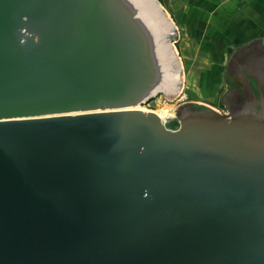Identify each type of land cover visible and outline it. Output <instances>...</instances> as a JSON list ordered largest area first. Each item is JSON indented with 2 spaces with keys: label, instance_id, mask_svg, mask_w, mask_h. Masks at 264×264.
<instances>
[{
  "label": "water",
  "instance_id": "obj_1",
  "mask_svg": "<svg viewBox=\"0 0 264 264\" xmlns=\"http://www.w3.org/2000/svg\"><path fill=\"white\" fill-rule=\"evenodd\" d=\"M166 15L0 0V264H264V39L228 62L227 116L170 130L139 107L181 89Z\"/></svg>",
  "mask_w": 264,
  "mask_h": 264
},
{
  "label": "rangeland",
  "instance_id": "obj_2",
  "mask_svg": "<svg viewBox=\"0 0 264 264\" xmlns=\"http://www.w3.org/2000/svg\"><path fill=\"white\" fill-rule=\"evenodd\" d=\"M156 1L164 9V11H166L168 19H170L177 33V39L174 41L173 45L176 56L181 66L182 84L180 91L173 99H167L163 96V92H159L157 95H155L153 98L139 107H141V109L144 108L148 112L150 111L158 114L161 118H163L164 121L169 119L168 121H166V127L170 130H177L180 127V122L174 112L177 108L184 104H197L206 107L207 109L219 115L227 116L228 113L221 100L227 91V84L225 82L224 73L228 62L241 47L246 46L255 40L264 39V33L262 35L248 39L244 38V36L234 35L232 38L224 36L222 39V43L220 44L221 49L216 46L217 44H213L211 47L209 46V44L204 45V50L201 49V51L206 53V55L210 57L209 59L211 62H215L213 64H215L216 67H214V69H207V71L202 74H191L188 64H185V70L183 69L180 58H186L187 55L190 62L193 63L198 52L195 50L196 48H194L196 45L190 43L188 35H185L183 36L184 38L180 39V29H178L175 25V14L176 11L181 12L182 8H187L191 4H195L196 1ZM189 22H191V20ZM182 39H184V41H182ZM182 44L184 45L183 47ZM230 47H234V49H231ZM195 70L198 71L197 69Z\"/></svg>",
  "mask_w": 264,
  "mask_h": 264
},
{
  "label": "crops",
  "instance_id": "obj_3",
  "mask_svg": "<svg viewBox=\"0 0 264 264\" xmlns=\"http://www.w3.org/2000/svg\"><path fill=\"white\" fill-rule=\"evenodd\" d=\"M195 1V4L182 8L181 12L176 11L175 14V25L180 29V39L188 35L190 43L196 45L194 48L198 52L192 63L182 51L186 55V58H180L183 69L185 64H188L191 74H202L207 69L216 67L213 64L215 62H211L210 57L201 51L204 45L209 44L211 47L217 44L221 49L220 44L224 36L232 38L236 35L248 39L264 33V0Z\"/></svg>",
  "mask_w": 264,
  "mask_h": 264
},
{
  "label": "bare ground",
  "instance_id": "obj_4",
  "mask_svg": "<svg viewBox=\"0 0 264 264\" xmlns=\"http://www.w3.org/2000/svg\"><path fill=\"white\" fill-rule=\"evenodd\" d=\"M166 17L168 18V16L166 15ZM171 22V21H170ZM171 46V45H170ZM172 48V47H171ZM172 50L174 51V53H175V55H176V52H175V50H174V48H172ZM176 58H177V56H176ZM177 60H178V58H177ZM178 63H179V61H178ZM179 66H180V63H179ZM180 69H181V66H180ZM140 109H141V107H140ZM148 112V111H147ZM154 114H156V113H154ZM162 121H164L163 120V118H161L158 114H156ZM169 120V119H168ZM165 121H167V120H165Z\"/></svg>",
  "mask_w": 264,
  "mask_h": 264
}]
</instances>
